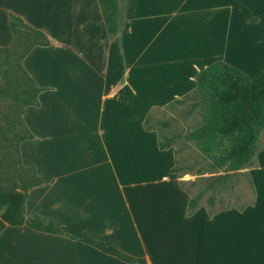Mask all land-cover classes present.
Segmentation results:
<instances>
[{"label":"crops","instance_id":"0c3cea01","mask_svg":"<svg viewBox=\"0 0 264 264\" xmlns=\"http://www.w3.org/2000/svg\"><path fill=\"white\" fill-rule=\"evenodd\" d=\"M122 4L111 36L99 0H0V48L14 44L11 14L49 40L21 60L37 89L23 103L26 135L17 141L20 164L36 179L24 218L66 233L6 223L0 264H131L82 238L148 264H264V199L190 211L176 174L157 170L175 166L174 151L147 126L153 107L187 92L211 63L261 74L264 0Z\"/></svg>","mask_w":264,"mask_h":264},{"label":"rangeland","instance_id":"374dc122","mask_svg":"<svg viewBox=\"0 0 264 264\" xmlns=\"http://www.w3.org/2000/svg\"><path fill=\"white\" fill-rule=\"evenodd\" d=\"M118 24L123 22V4L118 0ZM31 33L21 27L19 39L10 49L0 51V189L8 190L36 182L34 172L20 164L18 137L26 135L21 119L23 103L33 97V89L20 68V57L29 45ZM213 61V60H212ZM224 62V61H218ZM264 63V58H262ZM226 63V62H225ZM217 62L211 63L213 66ZM208 66V67H209ZM206 67V68H208ZM205 68V69H206ZM204 69V70H205ZM202 71L189 79L187 92L171 95L161 105L148 112V128L156 129L161 142H167L176 156V171L166 172L178 178L180 186L195 200V206L206 207L211 213L220 209H242L255 198L264 199V128L260 132L255 154L250 163L236 166L226 158L233 138L209 133L210 87L207 81L199 84L204 75L219 77ZM207 77V78H209ZM216 80V79H215ZM214 80V82H215ZM215 85L218 84L215 82ZM151 153L153 148L148 143ZM168 158L164 156L163 162ZM149 170V162L147 161ZM154 168V167H153ZM145 178L149 177V171ZM175 173V174H174ZM149 179V178H146Z\"/></svg>","mask_w":264,"mask_h":264},{"label":"trees","instance_id":"16d2710c","mask_svg":"<svg viewBox=\"0 0 264 264\" xmlns=\"http://www.w3.org/2000/svg\"><path fill=\"white\" fill-rule=\"evenodd\" d=\"M99 2L104 13L108 32L111 36H116L120 31V25L118 24V0H99ZM23 26L30 31L31 40L29 45L21 53L20 68L22 70L21 60L34 46L49 44V40L44 32L30 27L20 17L11 14L10 27L14 35V44L17 43L21 27ZM10 48H0V51ZM219 68H221L220 76L215 77L216 80L214 78L210 80L208 75H204L198 80L199 84L207 81V85L211 89L209 98L210 122L206 126V131L233 138L227 150L226 158L240 167L251 162L255 154L258 136L264 128V67L260 75L251 77L228 63L217 62V64L203 70L202 74H208L210 72V75L214 76L215 70ZM214 80L218 84L217 86ZM32 89V95L34 97L37 89L33 88V86ZM30 100L31 98H28L25 102L32 103L29 102ZM35 103L37 104L36 101ZM159 145L161 149H166L170 146L167 142L161 141ZM171 171L175 172L176 170L172 168ZM30 186L23 185L21 189L17 187L8 190L0 189V229L6 223L10 225L27 223L36 229L66 234L53 221L44 225L43 221L24 218V206L27 199V190ZM196 208L195 200L190 198V211ZM81 240L125 262L131 264H148L146 258L135 257L124 253L106 242L93 238H82Z\"/></svg>","mask_w":264,"mask_h":264},{"label":"bare ground","instance_id":"6f19581e","mask_svg":"<svg viewBox=\"0 0 264 264\" xmlns=\"http://www.w3.org/2000/svg\"><path fill=\"white\" fill-rule=\"evenodd\" d=\"M205 66V65H204Z\"/></svg>","mask_w":264,"mask_h":264}]
</instances>
